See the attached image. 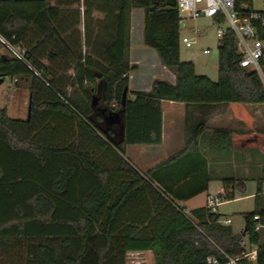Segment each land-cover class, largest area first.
Returning a JSON list of instances; mask_svg holds the SVG:
<instances>
[{
    "label": "trees",
    "instance_id": "obj_1",
    "mask_svg": "<svg viewBox=\"0 0 264 264\" xmlns=\"http://www.w3.org/2000/svg\"><path fill=\"white\" fill-rule=\"evenodd\" d=\"M79 1L0 0V35L24 48L27 62L0 53V78L10 76L14 83L24 78L31 97L26 120L10 118L0 108V264L23 262L8 255L16 245L25 250V264H126L127 252L146 250L154 264H208V257L221 264L228 257L251 264L241 257L244 238L250 249L256 247L254 264H264V242L252 219L258 215L264 224V205L245 213L243 228L234 231L206 206L184 212L176 204L206 190L211 179L209 160L197 143L209 121L206 114L191 128L181 152L143 175L121 156V145L161 142L160 101L168 100L198 106L202 114L229 106L244 129H213L210 150L253 149L264 158V130L254 126L246 107L264 104V52L262 79L239 66L235 38L227 30L217 47L216 80L197 74L191 62L179 58L178 10L161 0H84L88 8L96 4L114 30L110 41L95 39L84 51L90 35L85 24L82 37ZM248 1L236 0V6ZM132 8L144 10L143 43L174 73L173 84L155 79L147 92L128 90L134 67L129 62ZM256 28L264 41V27ZM97 43L103 47L99 53ZM99 83L112 110L121 107L127 88L121 144L112 145L108 131L90 119L89 89ZM116 177L126 182L121 181L119 194ZM175 178L184 183L174 187ZM200 179V186L182 192ZM222 184L225 200L246 189L233 178H223ZM263 184L264 169L256 182L257 200L264 196Z\"/></svg>",
    "mask_w": 264,
    "mask_h": 264
},
{
    "label": "rangeland",
    "instance_id": "obj_2",
    "mask_svg": "<svg viewBox=\"0 0 264 264\" xmlns=\"http://www.w3.org/2000/svg\"><path fill=\"white\" fill-rule=\"evenodd\" d=\"M80 1L75 6L79 13L81 11V8H79L81 7ZM252 2L255 9L261 7L262 0H252ZM180 16L183 18V21L180 22V38L187 37L191 42L190 46H186L181 40L179 41L180 61L191 62L199 74L205 73L215 77L217 75V47L219 45V37L216 36L215 29L217 26L225 29L228 27V23L204 16L189 18L186 13H181ZM143 22L144 10L132 8L130 11L132 52L129 62L131 61L130 65L134 67L128 73L129 81H132V88H145L149 84L151 85L155 79L166 81L171 77L166 70L167 68L162 66L157 53L144 45L142 35ZM84 23L88 25V29H91V27L95 28L100 23L107 27L110 25L108 17L105 18V13L99 10L85 17ZM205 49L208 50V53L203 52ZM0 53H7L1 43ZM29 95L27 80L18 78V82L14 83L12 77L5 76L0 83V108L5 107L10 118L26 120ZM254 126L264 130V106L260 107L259 113H255ZM222 127L236 131L244 129L240 122L232 118L228 121L217 119L210 121L208 126H206L205 136L211 135L213 129ZM233 153L232 150L223 151V153L215 151L212 155V175L207 193L220 196L222 202L216 207L215 213L220 215V219L230 218L231 223L229 225L234 231H240L245 222L244 214L253 212L255 208L264 205V196L258 200L255 197L256 182L263 174L264 158L260 152L253 149H245L235 154ZM223 178L243 181L246 188L245 191L235 190V198L225 200L226 197L221 194L222 191L220 190L223 187ZM224 188L228 194L231 193V188L226 186ZM205 196L206 193L200 195L196 204L205 202ZM260 239L264 242V229L260 232ZM243 243L245 244V251H249L250 248L246 243V238L243 239ZM248 261L254 264L253 259ZM126 264H154V261L151 253L140 251L134 255H127Z\"/></svg>",
    "mask_w": 264,
    "mask_h": 264
},
{
    "label": "crops",
    "instance_id": "obj_3",
    "mask_svg": "<svg viewBox=\"0 0 264 264\" xmlns=\"http://www.w3.org/2000/svg\"><path fill=\"white\" fill-rule=\"evenodd\" d=\"M81 3V11H80V17H81V33L82 37L84 39V31H85V24L84 18L88 17L90 13L96 12L98 9L95 7L96 4L90 5L89 8L85 4L84 0L80 1ZM100 11V10H99ZM92 15V14H91ZM87 33L90 35V45L88 47L83 46V50H90L92 47V43L95 41V39H98L101 41L102 38H104L105 41H110L113 38L114 30L111 28H108L107 26H104L103 23L96 25L95 28L88 29V25L86 24ZM131 25H130V45H129V59L131 58V52H132V45H131ZM98 37V38H97ZM102 37V38H101ZM96 50L98 53L103 49V47H100V43H97L95 45ZM131 63V61H130ZM163 66V65H162ZM165 67V66H163ZM195 67V66H194ZM166 68V67H165ZM167 72L170 74V78L167 79L169 83L175 82V75L166 69ZM196 71V67H195ZM197 73V72H196ZM199 74V73H197ZM202 75H206L211 80H216L217 75L215 77H211L205 73H201ZM162 80V79H161ZM150 84L149 86H146L145 88H132V81H129L128 90L129 91H149L150 90ZM161 142L159 144H133V145H121L123 154L121 155L125 161L132 166L139 174L143 175V173L156 166L157 164L163 162L164 160L170 158L171 156H174L181 152L184 149L185 145V139L189 137V134L191 132V128L196 125L200 121V119L207 115V118H209V121L207 122L206 126H208L210 121H215L217 119L222 120H230L231 118L238 121L234 116L232 111L230 110L229 106H221L220 108H214V109H203L206 110L203 114L201 112L200 107H195L192 105H185L181 102H173L168 100H161ZM264 106V104H247L246 107L248 111L254 116L255 113L260 112V107ZM207 112V113H206ZM186 113V117H185ZM239 122V121H238ZM255 124V123H254ZM241 125V124H240ZM225 128V127H222ZM205 130L207 128H204L203 134L199 135L197 137V143L198 147L203 151L204 157L209 160V175H212L211 170V159L214 152L210 151V144L212 143L211 135L208 137L205 136ZM110 139L112 141V145L115 144H121L122 136L120 135L117 128H109L107 129ZM91 147L94 151V146L91 144ZM242 149H234L232 152L233 154L240 152ZM98 153V152H97ZM186 172V171H185ZM192 173H194L192 171ZM186 178L189 179V172H186ZM183 180H178V178H175L174 180V187L181 185L184 183ZM123 182L126 184L125 179H122ZM116 177L115 181V193H120V183L121 181ZM202 180L200 179L198 183L196 181H192L191 183H187L186 187L183 189L182 192H185L186 194L190 192L191 190H194L196 187L200 186L202 184ZM210 184V180L207 183V189L199 192L197 194H194L193 196H186V198H182L180 200H176V204L181 207L184 212H189L196 208L205 207V202L202 204H196L197 198L206 193L205 199L209 193L208 186ZM264 187V184H263ZM222 190V188H220ZM264 194V193H262ZM8 255L13 256L17 259H24L21 264H25L26 259V253L23 248H20L18 245L10 248L8 250ZM141 252H149L152 254L151 251H141ZM153 256V255H152ZM13 264H20L17 261H13Z\"/></svg>",
    "mask_w": 264,
    "mask_h": 264
},
{
    "label": "built area",
    "instance_id": "obj_4",
    "mask_svg": "<svg viewBox=\"0 0 264 264\" xmlns=\"http://www.w3.org/2000/svg\"><path fill=\"white\" fill-rule=\"evenodd\" d=\"M156 1V0H155ZM165 1V0H161ZM175 8L178 10L180 22L183 18L181 13H186L189 18H196L198 16L211 17L218 21H226L228 27L225 29L216 27L215 33L219 39L225 34L227 30L231 31L235 38L236 51L240 56L239 66L256 71L263 79L260 59L264 52V41L258 37L256 25L264 27V0H262L261 7L255 9L252 0L241 3L236 6V0H174ZM182 43L190 46L191 42L187 37L180 38ZM0 43L6 49V52L20 61L26 62L25 50L19 45L13 44L0 35ZM208 53V50H203ZM264 80V79H263ZM16 79L14 78V82ZM222 191V190H221ZM264 193V187L262 188ZM221 198L218 194H208L206 197V204L208 210L216 212V207L221 203ZM253 229L259 233L264 229V224L259 221L258 215H253ZM218 222L223 225L231 223L230 218L218 219ZM140 251H129L126 254H136ZM256 247L241 254V257L246 260L255 259ZM208 264H221L216 257H208ZM223 264H236L235 259L229 258Z\"/></svg>",
    "mask_w": 264,
    "mask_h": 264
},
{
    "label": "water",
    "instance_id": "obj_5",
    "mask_svg": "<svg viewBox=\"0 0 264 264\" xmlns=\"http://www.w3.org/2000/svg\"><path fill=\"white\" fill-rule=\"evenodd\" d=\"M164 3L166 6L175 7L174 0H165ZM7 55L4 54L2 57H6ZM2 82V78H0V83ZM90 105L93 109V113L90 119L96 123V125L104 132L107 131L109 128H117L120 135L123 138V130H124V101L127 88L124 89L123 97L121 101V107L116 110H112L109 106L104 102L103 96V86L102 83H99L97 88L90 87ZM30 95L28 100V110H27V119L30 115ZM97 116L101 117L100 121H97Z\"/></svg>",
    "mask_w": 264,
    "mask_h": 264
}]
</instances>
